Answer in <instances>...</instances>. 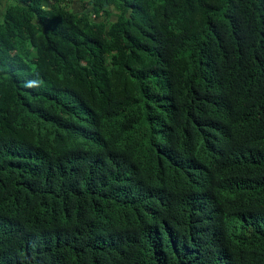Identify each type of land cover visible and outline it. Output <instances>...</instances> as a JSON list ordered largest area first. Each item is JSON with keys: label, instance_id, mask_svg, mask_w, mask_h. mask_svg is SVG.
<instances>
[{"label": "trees", "instance_id": "16d2710c", "mask_svg": "<svg viewBox=\"0 0 264 264\" xmlns=\"http://www.w3.org/2000/svg\"><path fill=\"white\" fill-rule=\"evenodd\" d=\"M72 1L0 0V264H264V0Z\"/></svg>", "mask_w": 264, "mask_h": 264}, {"label": "rangeland", "instance_id": "374dc122", "mask_svg": "<svg viewBox=\"0 0 264 264\" xmlns=\"http://www.w3.org/2000/svg\"><path fill=\"white\" fill-rule=\"evenodd\" d=\"M77 5H78V1H72V2H70L67 6L68 7H70V9L72 10V11H76L78 8H77Z\"/></svg>", "mask_w": 264, "mask_h": 264}]
</instances>
